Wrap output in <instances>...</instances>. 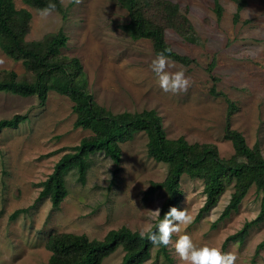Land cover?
<instances>
[{
    "label": "rangeland",
    "instance_id": "1",
    "mask_svg": "<svg viewBox=\"0 0 264 264\" xmlns=\"http://www.w3.org/2000/svg\"><path fill=\"white\" fill-rule=\"evenodd\" d=\"M170 1L187 12L197 36L196 42L188 41L172 29L165 31L172 48L194 60L186 65L170 60L174 64L170 71L184 70L191 80L188 90L177 94L164 92L150 69L156 56L152 42L133 40L123 31L121 26L130 18L118 0H80L78 4L64 0L62 11L47 19L22 0L14 3L17 9L32 13L27 41L64 33L68 40L62 55L80 60L88 91L106 109L113 113L155 110L169 138L214 145L226 159L235 154L234 144L226 137L230 125L248 145L259 143L264 155V0H245L238 19L236 0ZM0 69L29 77L23 63L8 57L1 47ZM72 108L69 97L53 90L43 105L37 95L0 93V120L27 116L17 128L0 132V264H47L51 253L46 242L53 232L103 239L124 226L140 231L149 210L162 207L165 192L145 196L153 182L166 178L168 165L148 155V136L143 131L121 143L119 165L96 153L89 159L84 183L76 171L68 172V195L59 208L52 206L49 197L38 200L42 182L56 163L92 135L91 130L74 126L77 116ZM181 186L184 196L177 208L186 209L192 217L191 223L181 226V234L190 235L197 244L234 252L236 264H264V245L257 252L264 242V221L252 227L243 242L225 245L230 235L259 214L262 194L255 187L238 210L214 227L233 188L199 217L206 201L203 181L185 175ZM17 210L21 211L12 219ZM176 239L174 234L173 244ZM173 244L169 249L174 264H180ZM123 255L119 248L102 264H118ZM141 264L169 263L152 245L149 258Z\"/></svg>",
    "mask_w": 264,
    "mask_h": 264
},
{
    "label": "trees",
    "instance_id": "2",
    "mask_svg": "<svg viewBox=\"0 0 264 264\" xmlns=\"http://www.w3.org/2000/svg\"><path fill=\"white\" fill-rule=\"evenodd\" d=\"M37 10L44 8L50 0H22ZM239 12L245 0H236ZM56 10L62 11L60 0H51ZM129 15V22L121 27L133 40L148 39L152 42L155 54L165 48H172L166 41V29H172L188 41L196 42L194 26L179 4L170 0H118ZM216 10L222 15V7L217 2ZM32 13L27 9H17L14 0H0V47L14 61H21L29 77H20L14 71L0 69V93L7 92L21 96L37 95L41 105L46 102L50 90L70 98L77 116L74 126L92 131L80 143L71 147L56 163L53 172L42 182L38 200L49 197L54 208H59L68 195L66 175L76 171L84 183L89 169V159L96 153H103L119 165L122 160L121 143L133 139L138 132L148 136V155L156 162L168 165V173L162 182H153L146 192V198L163 191L166 198L161 207V216L170 207H178L183 200L181 186L183 176L200 179L204 183L205 205L199 217L214 207L229 188H233L231 198L221 216L214 224L229 217L238 210L252 187L262 194L259 214L247 221L229 242H243L250 229L264 221V155L259 143L250 146L241 132L227 128L226 137L232 141L235 154L231 159L220 156L217 147L210 144L189 143L185 138L172 139L166 134L161 116L155 110L141 112L113 113L100 105L88 91L87 79L78 58L63 56L61 49L68 38L62 32L47 34L40 40L27 41L30 32ZM173 49V48H172ZM167 55V54H166ZM170 60L189 64L194 60L183 56L174 49ZM214 63L210 66L212 67ZM230 111L234 104L230 103ZM27 119L26 115H15L0 120V132L6 128H17ZM21 210L11 216L16 218ZM152 230L155 231V223ZM140 231L121 227L109 231L103 239H90L85 234L53 232L49 235L46 248L51 255L47 264H102L104 259L119 248L124 251L118 264H141L149 258L152 243L141 238ZM264 242L258 246L257 252ZM169 264L174 258L169 246H158Z\"/></svg>",
    "mask_w": 264,
    "mask_h": 264
},
{
    "label": "clouds",
    "instance_id": "3",
    "mask_svg": "<svg viewBox=\"0 0 264 264\" xmlns=\"http://www.w3.org/2000/svg\"><path fill=\"white\" fill-rule=\"evenodd\" d=\"M79 3L80 0H71ZM64 4V0H60ZM56 4L50 2L38 10L42 19H47L56 11ZM173 49L168 47L156 54L151 61L150 69L154 73L159 87L166 93L177 94L186 92L191 80L184 70L170 71L174 64L170 61ZM167 54V55H166ZM161 209L149 210L146 225L140 230V237L147 238L154 246L167 247L173 244L172 237L177 235L173 247L180 264H236L237 256L234 252H225L212 244H197L190 235L181 234V226L191 223L192 217L186 209L180 210L170 207L163 217ZM155 223V231L152 230Z\"/></svg>",
    "mask_w": 264,
    "mask_h": 264
}]
</instances>
